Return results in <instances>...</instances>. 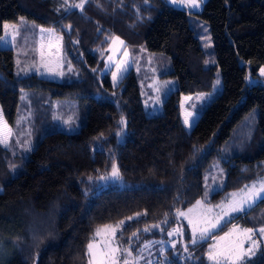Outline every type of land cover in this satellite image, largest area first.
<instances>
[{"label": "trees", "instance_id": "1", "mask_svg": "<svg viewBox=\"0 0 264 264\" xmlns=\"http://www.w3.org/2000/svg\"><path fill=\"white\" fill-rule=\"evenodd\" d=\"M66 1L0 0V35L5 23L20 20L48 27L60 36L64 66L73 69L62 82L15 76L12 50L0 48L2 119L13 125L24 91L41 124L25 154L0 148V264H87L86 246L102 226H119L115 240L131 251L175 234L174 226L189 242L175 216L202 199L213 162L222 185L206 205L264 176V87L245 82L264 66V0H206L199 13L162 0H86L80 10H69ZM196 22L208 27L210 52L199 46ZM112 36L133 54L142 48L168 58L163 77L174 79L176 89L159 114L144 113L131 69L115 87L102 73ZM216 72L220 91L198 107L186 131L180 97L211 91ZM53 101L76 106V132L50 122ZM40 107L48 115H40ZM113 165L118 179L111 175ZM230 224L264 225V198L215 235ZM209 239L187 245L183 257L167 251L165 264H209ZM245 264H264V252Z\"/></svg>", "mask_w": 264, "mask_h": 264}, {"label": "rangeland", "instance_id": "2", "mask_svg": "<svg viewBox=\"0 0 264 264\" xmlns=\"http://www.w3.org/2000/svg\"><path fill=\"white\" fill-rule=\"evenodd\" d=\"M162 1L174 9L183 10L187 13H199L206 0H197V7H193L191 4L183 2V0H176L175 3L173 0ZM85 2L86 0H72V2L67 0L64 4L69 10H80ZM193 19L190 17V22ZM5 24L8 25L7 28L4 27ZM5 24L2 26L0 35V48L12 50L15 76L24 77L33 74L54 82H62L68 77L67 73L73 69L71 66H64L59 35L48 27L29 24L22 20L17 23ZM192 27L200 48L204 52H210L211 41L207 25L202 22H196ZM139 49L137 50L138 52L133 54L134 51L126 48L122 39L117 36L110 37L103 52L102 73H109L110 84L115 87L121 77L131 69L137 78L143 111L147 116H153L160 113L161 104L168 93L176 89V81L163 77L170 70L167 57L160 54L147 53L142 48ZM210 61L212 63V59ZM262 69H264V66L258 68L256 78L247 75L245 79L246 85L260 83L264 87V71ZM73 75L71 76L73 77ZM219 91L220 76L216 72L211 91L180 97L179 112L182 125L186 131H189L193 126L197 117L198 107L207 103ZM41 102H43L42 99ZM49 107V115L44 107L39 108L40 115L50 116V122H53L59 128L62 127L60 130L64 132L72 133L78 130L80 114L73 103L53 101ZM33 112L30 95L21 91L18 112L11 127L4 122L0 113V131H2V136L8 144L7 147L0 144V148L5 149L11 155H23L31 149L35 136H38L41 131L40 121L36 123ZM185 120L188 121L187 124ZM220 171L217 162H213L204 178L202 199L195 201L187 208L176 213L175 217L179 222L178 228L181 233L184 231L188 232L189 242H186L183 238L180 239L176 232L173 235L168 232L165 237L161 236L158 239H149L139 243L131 251L115 240L119 226H102L94 230L92 239L89 241V243L91 242L94 245L93 252L96 257L94 264H101V261L103 264H113L114 261L115 264H125V261L128 264H165L164 258L168 257L167 251L172 252L171 256L183 257L187 245L201 243L206 241L208 237L210 239L207 246L206 260L209 264H215L214 260L209 259V253H218L240 243L247 249L252 246L253 240L256 241L257 245L254 249L255 255L259 251L264 252V234L258 231L264 225L250 228L254 230L250 234L244 231V229L249 228H244L240 224H230L222 232L215 235L221 226L230 219L244 215L259 200L264 198V193H262V198L256 199L254 203L249 199L253 192H259L261 186L264 185V176L248 182L239 189L230 191L217 204L206 205L203 201L213 191L219 190L222 185ZM245 201H248V203H245ZM249 203L251 204L250 207ZM241 205H243L244 211H233L234 208ZM213 225H217V227L213 228ZM194 228L195 233L193 232ZM97 229L100 230L99 235H96ZM202 233L204 235L203 239H201ZM248 236H251V240L247 239ZM193 238H195L196 243L192 242ZM113 249H116V251L113 252ZM86 254L88 257L87 264H89L92 254L88 252L87 246ZM253 256L247 257L246 260ZM218 259L220 264H229V261H226L223 256L218 257ZM237 264H240V262H237Z\"/></svg>", "mask_w": 264, "mask_h": 264}, {"label": "snow or ice", "instance_id": "3", "mask_svg": "<svg viewBox=\"0 0 264 264\" xmlns=\"http://www.w3.org/2000/svg\"><path fill=\"white\" fill-rule=\"evenodd\" d=\"M173 2L175 3L176 0H173ZM183 2L189 3L193 7H197L198 6L197 0H183ZM77 6H80V5H77ZM4 27L7 28L8 25L5 24ZM262 71H264V69H262ZM185 123L187 124L188 121L185 120ZM9 132H10V130H9ZM0 144H3L5 147L8 146L6 139H4L3 136H2V131H0ZM111 175L113 177L117 178V179L119 178L118 169L116 168L115 165H113V170H112V174ZM101 179H106V177H102ZM262 193H264V185L261 186L259 192H253L249 199L251 200L252 203H254L256 199L262 198L261 197ZM245 203H248V201H245ZM250 206H251V204L249 203V207ZM233 211H237V212L244 211V207H243V205H241L240 207L234 208ZM122 223L123 222H121V224ZM106 227H108V226H106ZM212 227L215 228V227H217V225H213ZM205 231H207V230H205ZM244 231L247 232V233H250V234L254 232V230L250 229V228L249 229H244ZM258 231L261 234H264V227H261ZM193 232L195 233V228L193 229ZM99 234H100V230L97 229L96 235H99ZM203 238H204V235L202 233L201 239H203ZM247 239L251 240V236H248ZM192 242L196 243L195 238H193ZM256 246H257L256 245V241H254V240L252 241V246H250L247 249H245L243 247V244L240 243V244L235 245L234 247L227 248L224 251H221V252H218V253H209V259L214 260L215 264H220V260L218 259V257L223 256L226 261H229V264H237V262H240V264H245L247 257L255 255L254 249H255ZM87 248H88V252L92 254V259L89 260V264H94V261H95L96 257H95V253L93 252V248H94L93 243L90 242L87 245ZM112 251L115 252L116 249H113ZM101 264H103L102 261H101ZM113 264H115V261L113 262ZM125 264H128V262L125 261Z\"/></svg>", "mask_w": 264, "mask_h": 264}, {"label": "water", "instance_id": "4", "mask_svg": "<svg viewBox=\"0 0 264 264\" xmlns=\"http://www.w3.org/2000/svg\"><path fill=\"white\" fill-rule=\"evenodd\" d=\"M174 230H175V232H177V227L176 226H174Z\"/></svg>", "mask_w": 264, "mask_h": 264}]
</instances>
